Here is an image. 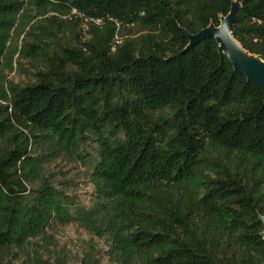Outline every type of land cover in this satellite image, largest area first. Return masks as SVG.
<instances>
[{
  "label": "trees",
  "instance_id": "16d2710c",
  "mask_svg": "<svg viewBox=\"0 0 264 264\" xmlns=\"http://www.w3.org/2000/svg\"><path fill=\"white\" fill-rule=\"evenodd\" d=\"M237 1L234 36L264 59V0ZM233 2L0 0V264L73 222L119 264H264V87L214 37L190 44ZM66 16L91 38L62 41ZM17 53L30 81L7 79ZM52 154L89 163V204L42 175Z\"/></svg>",
  "mask_w": 264,
  "mask_h": 264
},
{
  "label": "rangeland",
  "instance_id": "374dc122",
  "mask_svg": "<svg viewBox=\"0 0 264 264\" xmlns=\"http://www.w3.org/2000/svg\"><path fill=\"white\" fill-rule=\"evenodd\" d=\"M234 4L236 6L237 1ZM52 14L55 13L50 12L47 17ZM47 17L38 16L29 26L26 25V31L34 23L43 22L48 25L49 23L46 21ZM66 17V19H72L73 23L70 24L69 21L67 23L64 22L66 26H62L59 31L60 35H63L62 41L71 39L73 46H79L80 44L75 40L73 35L78 34L82 42L88 41L91 38V22L88 19ZM96 23H100L98 25L100 30L104 29V24L99 21ZM148 31L139 25L130 27L118 26V34L115 37V41L116 43H121L125 39L134 37V34L137 36L142 33H148ZM24 36L25 33L17 41L20 48L24 45L22 42ZM19 59L20 61H18ZM37 66V63H34L30 59H21L19 53H17L13 69L5 70V74L8 80L24 83L31 80L32 73L36 71ZM92 149L91 146L87 148L90 152H92ZM213 154L214 157L219 155L215 151ZM236 161L234 159L233 164H230L228 159L227 164L234 165ZM89 170L90 166L88 162L75 160L62 154H52L47 157L42 175L51 184L75 195L78 202L89 204L94 193ZM28 186L30 187L31 185ZM46 235L47 238L38 237L33 239L32 244L26 250L14 248L12 256L6 255L4 262L12 260L16 264H30L31 261L27 255L28 251L31 254L30 256L38 252L39 256L43 259L41 264H119L110 252L106 240L98 237L90 229L78 222L66 225L52 223L47 228ZM3 252L4 250L0 248V256L3 255Z\"/></svg>",
  "mask_w": 264,
  "mask_h": 264
},
{
  "label": "water",
  "instance_id": "95a60500",
  "mask_svg": "<svg viewBox=\"0 0 264 264\" xmlns=\"http://www.w3.org/2000/svg\"><path fill=\"white\" fill-rule=\"evenodd\" d=\"M234 2L230 13L221 16L219 26L211 24L195 35L190 34V44L197 43L207 37H214L219 43L220 52L229 58L235 70L246 75L250 81L264 87V59L260 55L246 50L234 36L233 26L239 8V2L237 1L236 6ZM260 218L264 222V216Z\"/></svg>",
  "mask_w": 264,
  "mask_h": 264
}]
</instances>
